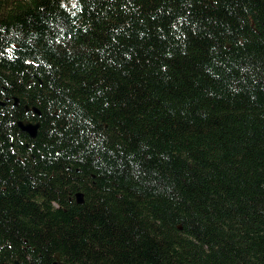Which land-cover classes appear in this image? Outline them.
Here are the masks:
<instances>
[{
	"label": "trees",
	"instance_id": "1",
	"mask_svg": "<svg viewBox=\"0 0 264 264\" xmlns=\"http://www.w3.org/2000/svg\"><path fill=\"white\" fill-rule=\"evenodd\" d=\"M56 252L264 264V0H0V264Z\"/></svg>",
	"mask_w": 264,
	"mask_h": 264
},
{
	"label": "water",
	"instance_id": "2",
	"mask_svg": "<svg viewBox=\"0 0 264 264\" xmlns=\"http://www.w3.org/2000/svg\"><path fill=\"white\" fill-rule=\"evenodd\" d=\"M18 102V99L15 98V103ZM25 109L26 110H33L34 112H36L37 114H40V111L35 107H28L27 105H25ZM39 120L36 121H31V120H27V119H20L18 120V126L22 129L25 130L29 133L30 136H35L37 133V129L39 127ZM76 197V201L78 203H82L83 202V195L81 192H77L75 194ZM52 264H65V262L61 261L60 259V255L58 252H56L54 254V261L52 262Z\"/></svg>",
	"mask_w": 264,
	"mask_h": 264
}]
</instances>
